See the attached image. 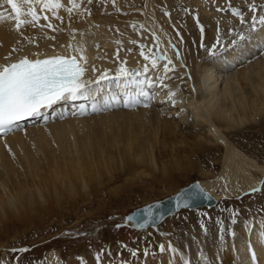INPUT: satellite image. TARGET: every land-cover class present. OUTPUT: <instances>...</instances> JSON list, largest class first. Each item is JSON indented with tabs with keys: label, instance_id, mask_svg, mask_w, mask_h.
I'll use <instances>...</instances> for the list:
<instances>
[{
	"label": "bare ground",
	"instance_id": "6f19581e",
	"mask_svg": "<svg viewBox=\"0 0 264 264\" xmlns=\"http://www.w3.org/2000/svg\"><path fill=\"white\" fill-rule=\"evenodd\" d=\"M178 1L203 9L205 0H60L58 9L36 6L41 19L35 26L16 30L14 20L0 22V65L25 56H75L80 63L86 59L83 78L99 80L90 85L92 96L57 101L19 121V130L0 134V264L26 247L20 240L27 231L40 236L82 208L111 209L123 195L146 196L159 186L169 192L191 174H200V187L223 204L262 185L264 192V2L253 4L259 19L250 29L243 25L240 40L229 42L240 34L236 23L247 24L245 15L215 39L217 47L226 43L223 50L213 53L214 46L206 53L203 46L215 43L214 20L201 13L211 30L206 33L203 19L200 25L196 18L194 28L171 14L169 5ZM0 12L15 15L6 0H0ZM152 57H161L155 68ZM121 66L140 68L129 78L140 83L116 81ZM102 75L109 79L100 80ZM180 80L187 90L179 88ZM129 98L135 102L126 107ZM233 134L254 141L239 142ZM263 205L250 209L259 217L228 225L221 213L219 225L194 233L170 224L163 235L152 236L148 249L138 243L137 254H116L118 245L97 254L104 231L55 240L51 244L68 241L74 247L51 250L40 264H264ZM174 214L159 223H170ZM157 224L140 230L152 232ZM71 228L70 235L79 229Z\"/></svg>",
	"mask_w": 264,
	"mask_h": 264
},
{
	"label": "rangeland",
	"instance_id": "374dc122",
	"mask_svg": "<svg viewBox=\"0 0 264 264\" xmlns=\"http://www.w3.org/2000/svg\"><path fill=\"white\" fill-rule=\"evenodd\" d=\"M205 2H206V5H205ZM262 2H264V0H256V1L255 0H205L204 3L202 1L203 4L201 3V5L203 6V9H200V5H198V4H192L189 7L188 4H190V3L185 4L186 3L185 1H178L177 2L178 6H172L174 4H171V5H169V7L172 10L170 12L173 16H177L178 19H184L183 21L186 20L185 22L188 21L187 22L188 24L190 23V21L193 22V26L195 25L194 28H197V29L199 27L197 26L198 23L196 24V21L194 20L195 18L197 19V22H198L199 20L202 21L203 18H201V17L202 16L204 17V14L209 16V17L211 16L212 20H214L212 22L216 26L215 29H213V31L211 29H209V27L211 26V23H209L205 19H203L202 22L206 26L205 28L207 31L204 30L206 33L210 30L212 31V34L210 31V35H211L210 38H212V41L215 43H212V44L209 43L208 47L203 46L201 51L204 52L206 49H208V51L206 53H209V51H211L209 48L216 46L215 51L213 52V53H215L216 51L223 50L224 47L226 46V43L223 41V42L219 43V45L217 47L216 43L219 42V41H216V40H218V39H216L217 36L221 35V33L224 32V30L230 25V23L235 24L236 21L239 20L240 16L236 15V14H232L231 9L232 8L240 9L242 15H245V17L247 16L246 20H245L247 22V24L246 23L240 24L241 21L239 23H236V25H237L236 29L239 28L237 34H239V33L241 34V32H242V34L236 35V38H234L235 36H233L234 40H233V38H231L229 41V42H231V41L234 42L235 39L240 40V36L245 35V32L243 31L244 28H245V30L250 29V26H252V23L255 22V20L259 19L257 17V15L259 14V12L256 11L257 8H255V7L253 8L251 6L253 4H255V5H258L259 3L262 4ZM209 4H211V5L209 6ZM196 6L199 8L196 9ZM175 7H176V10H175ZM212 8H215V9L212 10ZM207 9L212 10L211 12H213L215 10L213 12V14H215V15L213 16L211 14L210 10H208L209 11L208 12ZM219 9H223V10H219ZM194 11L196 12V14L194 13ZM216 11L220 14L216 15V13H217ZM205 12H207L208 14ZM200 15H202V16H200ZM195 16H197V17H195ZM191 17H193V18L191 19ZM218 17H220V19H218ZM225 19H227V21L223 25L222 22H225ZM228 19H229V21H228ZM199 24L201 25L200 21H199ZM244 24H245V27L243 28ZM222 37H228V35L226 34ZM263 50L264 49L262 48V52H263ZM262 52L260 50L258 52V55H261ZM175 73L177 74L178 71H176ZM181 80H182V78H181ZM178 86L182 90H185V89L187 90V88H185L186 84L184 82L182 83V81L178 84ZM153 93H150V94L154 95V97H155L156 96L155 91ZM154 97L152 96V98H151L152 102H154ZM161 107H162L161 105H159V106L157 105V108L160 110L162 109ZM162 111H163V109H162ZM233 135L235 137H237L239 142H253L254 141L252 138H243V136H240L238 134H233ZM201 178H202V176L198 173L191 174L189 179H186V181L183 182L182 184H180L179 186H176V187L168 190L169 192H166L167 190H165L164 187L159 186V187H156L152 191L151 194L146 195V196H143L142 193H132L131 195H129L127 197H125L123 195L119 200L120 202H118V203L112 202V204H111L112 208L111 209L107 208V210H103L101 212L96 213L95 211H93L94 209L88 210V208L87 209L82 208L83 210L81 209L78 212V214L74 215V217H72L71 219H65V220H62L60 222H57V223L53 224L51 228L47 227L44 230V233L40 234V236L33 235V232L27 231L22 236V239L20 240L21 242L25 241V243L27 244L26 247L24 246V248H21V249H27V250L21 251V249H20V250L13 251V253H12L13 255L10 256L11 258L9 259L12 262L9 261V264H15V262H16V264H34L35 261H38V263L40 264L43 262V260L46 257V254L49 251H51V250L63 251L64 250V252H65V250H69V249L74 247V244L68 243V241H64L66 243L59 242L58 244H55V245L51 244L55 240L63 241V240H65V238H67V240L73 241L76 239H81L82 237L90 236L91 234H93L95 232L97 233L98 231H104L105 235L103 237V241L100 242L99 246L95 247L96 249H98L96 251L97 254L109 252L112 247H114L115 245H118L119 251H117L116 254L119 253V254L124 256L125 253L137 254L138 251L140 250V248L137 247L138 243H143L144 248L148 249L150 247L151 239L153 238L152 236L155 234H159V236L163 235L164 232L167 230L165 228L170 224L171 225L168 228H174V227L179 228L180 229L179 232H181V233H182V231H184L183 233H187V230L189 232L194 233L199 229H204L205 226L210 227L209 229H211L212 227L219 225L220 224V218H216V217H219L221 215V213H226L225 218H222L221 220H223V222L224 221L227 222L228 225H230L231 223H235V222L242 220V219L247 221L250 219V217L253 218L254 216H258L257 213L250 211V209L252 207L254 208V205L260 206V205L264 204V201H262V200H264V194H263L264 192L263 193L260 192L263 188V185L259 188L260 191L246 192L245 194L241 195L240 197H236V198L230 200V202H227L224 204H223V199H221V200L219 199V200H217L215 205L210 206V207L209 206L208 207L203 206V207L194 208V209L182 208V209L178 210L177 212H175L174 215H171L173 217L170 218V219H172L170 223H168V224H166V222L165 223L162 222L163 224L159 223L160 225L157 224V226H155V228H157V230L154 229V231H152V232H148L151 230H147V229H145V230L135 229V228L129 227L126 224H124L125 223L124 217L129 212H131L133 209L138 208L140 206H143L144 204L149 203V202L163 200L165 197L172 195L173 193L177 192L178 190L180 191L183 187H186L190 183H192L193 181H198L197 179H201ZM250 205H251V207H250ZM107 206H109V204H107ZM263 208H264V205L261 207V213L260 214H264ZM75 224H77L79 229H75L76 233H74L73 235H70L69 234L70 231L74 230L71 227H72V225H75ZM63 227H66V228L59 232L60 228H63ZM67 230H69V231L66 232ZM80 230H82V231H80ZM114 230L115 231L119 230V231L114 232ZM78 231H80V232H78ZM108 232H110V233L112 232V233L110 235H107ZM202 232H203V230H202ZM47 233H49V234H47ZM53 233H55V234L51 235ZM49 235H51V236L49 237ZM47 236H48V238H47ZM41 238L43 240L36 243V241L40 240ZM89 239H91V238H89ZM87 243L90 244L91 242L88 241ZM43 245H45V247ZM91 251H95V249H92ZM5 258H9V257L5 256ZM1 259H2V256H1ZM194 261H195V259H194ZM35 264H37V263H35Z\"/></svg>",
	"mask_w": 264,
	"mask_h": 264
},
{
	"label": "snow or ice",
	"instance_id": "6c2138e0",
	"mask_svg": "<svg viewBox=\"0 0 264 264\" xmlns=\"http://www.w3.org/2000/svg\"><path fill=\"white\" fill-rule=\"evenodd\" d=\"M6 2L11 6L12 13L15 15L5 17L4 13L0 12V22L12 19L15 21L16 30H19L21 25L35 26L39 23L41 17L37 13V5H40L43 10H54L62 6L60 0H6ZM91 2L92 0H88V3ZM73 7H79V5L73 3ZM251 7L254 8L255 5ZM72 10V8L68 9L70 13ZM231 10L233 14L239 15L241 20L244 19L240 9L232 8ZM52 14L56 16L55 11ZM22 16H28L30 19H22ZM43 18L48 20L47 16ZM56 18L61 19L59 16ZM47 27L53 28V25L49 23ZM140 54L144 56L145 60L149 59V56L145 55L143 51ZM159 59L161 57H152V68L156 67ZM84 63H86V59H84ZM84 63H78L75 56L66 58L57 55L46 59H29L25 56L16 62L0 65V134L19 130V121L26 117L40 115L43 108L51 107L57 101L92 96L94 90L90 85L98 84L99 80L92 81L83 78L86 72ZM164 69L166 73L169 71L167 64L164 65ZM148 70V67L145 66L144 71ZM133 75V72H129L126 67L121 66L114 79L140 83L134 79L129 80ZM108 79L109 77L106 75L100 77V80ZM134 102L132 98H129L125 100V106H133ZM93 107L95 109V105ZM251 191L257 192L260 189L253 188ZM127 219L131 221L133 217ZM144 223L143 220H139L136 226L143 227ZM26 250L21 249V251Z\"/></svg>",
	"mask_w": 264,
	"mask_h": 264
},
{
	"label": "water",
	"instance_id": "95a60500",
	"mask_svg": "<svg viewBox=\"0 0 264 264\" xmlns=\"http://www.w3.org/2000/svg\"><path fill=\"white\" fill-rule=\"evenodd\" d=\"M134 75L139 74L137 69H132ZM216 200L208 192L204 191L197 181H193L188 186L183 187L175 194L160 201H154L144 204L141 207L133 209L125 217V224L135 229H142L148 225H156L166 215L175 213L182 208H196L198 206H213ZM133 217L131 221L127 218ZM143 220L144 226L139 227L137 221Z\"/></svg>",
	"mask_w": 264,
	"mask_h": 264
}]
</instances>
